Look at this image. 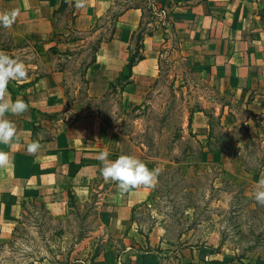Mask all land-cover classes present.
Returning a JSON list of instances; mask_svg holds the SVG:
<instances>
[{
	"label": "rangeland",
	"instance_id": "rangeland-1",
	"mask_svg": "<svg viewBox=\"0 0 264 264\" xmlns=\"http://www.w3.org/2000/svg\"><path fill=\"white\" fill-rule=\"evenodd\" d=\"M117 1L141 8L132 35L139 31L140 23L149 31L170 35L162 26L166 19L156 10L162 6L172 12L174 5H188L185 1ZM248 3L258 5L264 0ZM77 4L62 5L56 21L60 36L68 33L82 39L87 32L71 30ZM177 32L181 46L169 42L156 53L155 84L138 103L143 101L144 107L133 110L136 103L122 116L111 95L92 106L101 111L108 135L122 130L141 149L143 158L159 170L150 198L135 210L131 225L145 234L153 229L163 231L164 251H171L162 256L163 264H179L177 253L182 247L200 249L202 258L207 256L210 263L219 261L213 264H264V206L254 199L260 181H264V110L253 111L249 100L237 99L231 89H216L214 72L222 70L224 59L220 66L213 59L201 61L195 57L197 48L189 27H180ZM93 37L82 39L80 47L68 52L70 57L58 62L65 71L63 85L71 117L83 111V70L93 54ZM39 41L19 38L0 25V53L20 59L27 70L39 61ZM133 43L131 40L128 47L131 52L135 51ZM54 54L56 51L50 50L45 58H54ZM205 65L210 69L204 70ZM259 92L252 98L264 96V89ZM196 107L204 109L209 119L210 141L204 148L187 126L190 110ZM206 149L209 154L204 155ZM102 167L100 161V175L91 187L89 201L78 204L72 197L61 218L48 216L40 201L29 200L12 238L0 242V264H34L43 259L66 264L103 250L109 241H105L106 231L100 230L99 200L115 182L104 179Z\"/></svg>",
	"mask_w": 264,
	"mask_h": 264
},
{
	"label": "crops",
	"instance_id": "crops-1",
	"mask_svg": "<svg viewBox=\"0 0 264 264\" xmlns=\"http://www.w3.org/2000/svg\"><path fill=\"white\" fill-rule=\"evenodd\" d=\"M166 1L168 4L175 1L188 4L174 5L172 12L164 8L172 21L174 18L177 30L189 27L197 48L195 57L201 61L216 60L218 66L224 59L222 70L214 72L216 89H231L237 99L249 100L253 111L258 112L261 107L264 110V96L252 98L264 89V3L245 4L247 0ZM70 2L79 0H0V15L19 9L20 14L8 27L14 35L27 40L35 38L42 44L39 61L27 70L26 78L17 80L19 84L27 85L16 94L15 100L22 98L29 105L28 111L20 115L6 113L3 117L14 123L16 135L11 141L0 143V151L7 152L10 157L9 163L0 167V242L12 238L23 215L24 201H40L52 218L66 214L72 197L78 204L88 202L91 187L100 175L98 154L103 151L109 153V160L120 155H133L149 169H154L129 136L119 132L108 135L102 122L87 113L84 99L83 111L71 117L69 98L63 85L65 71L58 62L70 57L68 52L80 47L83 40L68 33L60 36L56 30L57 15L62 11V5ZM83 2L85 6L78 8L70 23L74 33L90 31L100 17L118 4L117 0ZM141 15V8L132 5L119 17L112 40L97 49L95 61L85 70L87 98L102 96L120 79L121 69L127 61L131 29L139 24ZM178 17L182 21H178ZM184 18H187L186 22H183ZM158 32L154 30L143 39L144 58L134 65L132 80L124 88L121 101L124 112L138 104L155 82L156 53L165 46L163 34ZM50 50L56 51L55 57L46 59ZM203 69L210 67L205 65ZM0 100L14 101V98L7 90ZM190 129L194 138L206 147L210 141L209 119L203 111L192 114ZM33 140H39L41 144L34 154L27 151V145ZM205 152L204 155L209 154L207 149ZM219 152L225 153L221 149ZM154 187L141 185L122 192L118 184L113 183L99 200L100 230L106 231L108 245L88 259H76L66 264H163L164 253H171L164 251L163 231L153 229L145 234L131 225L135 210L148 201ZM200 252L195 247H182L177 253L180 257L177 261L179 264H211ZM34 264L60 263L43 259Z\"/></svg>",
	"mask_w": 264,
	"mask_h": 264
},
{
	"label": "clouds",
	"instance_id": "clouds-1",
	"mask_svg": "<svg viewBox=\"0 0 264 264\" xmlns=\"http://www.w3.org/2000/svg\"><path fill=\"white\" fill-rule=\"evenodd\" d=\"M77 6L84 7L83 0H79ZM19 14V9H13L0 15V25L10 27ZM26 76L27 69L23 61L0 53V98L7 93L11 81L24 79ZM28 108L29 105L22 98L14 101L0 100V143H7L16 135L14 123L4 119L5 114L20 115L28 111ZM40 147V141L33 140L27 145V151L34 154ZM108 156L107 151L98 154V159L103 165L102 175L106 181L116 182L122 192L141 185L149 188L155 186L159 175L158 169H149L145 162L133 155H120L115 160H109ZM9 161V154L0 151V167L7 165ZM254 199L264 206V181H260V187L255 192Z\"/></svg>",
	"mask_w": 264,
	"mask_h": 264
},
{
	"label": "trees",
	"instance_id": "trees-1",
	"mask_svg": "<svg viewBox=\"0 0 264 264\" xmlns=\"http://www.w3.org/2000/svg\"><path fill=\"white\" fill-rule=\"evenodd\" d=\"M130 8H132V5H130V4L118 3L114 8H110L108 10V13L105 16L100 17L98 19L96 25L90 31L83 34L84 36H82V39H86L89 36L94 35V37H93L94 38V40H93V42H94L93 54L89 58V62L86 63L84 70H83L82 83L85 86L84 87L85 90H86V85H87V81H86L85 76H84L86 68L95 61V53H96L97 49L102 44L107 43V42L112 40L114 32L116 30V26H117V22L119 20V17L126 10H128ZM155 13L163 16L166 19V21L162 23V26H164V31H166V32L168 31L170 35H168L167 33H164L163 37H164L165 44L172 42V43H174V45L178 46V48H179L181 46V39L178 35L176 26H175L174 22L171 20L166 9L162 6L158 7V9L156 10ZM165 23H166V25H168V27L165 26ZM142 25L143 24L140 23L139 31L132 35L131 40H132V42H134L133 44H134L135 51L131 52V49L128 48L130 51L129 52L130 54H129V57L127 58L126 63L123 65V67L121 69L120 79L113 82L110 85L108 92H106L105 94H103L100 97L87 98L86 91H85L84 106H86L87 113L90 115L96 116L102 122V125L104 126L105 129H107V128L105 127V122L103 121L104 117L102 116V113L100 110H98V109L94 110V108H92V106H94L93 102L100 101V100L104 99L105 97L111 95L113 98H116V100H117L116 102L118 104V107L120 108L119 114L123 116V111L121 109V101H122L124 88L132 80V73H133L134 65L138 61H140L144 58V56L142 54V49L144 46L143 45L144 37L146 35H152L153 34V31H149L148 29H146ZM39 76H41V74ZM154 84H155V82H154ZM26 85L27 84H19L17 82V80L11 81L9 83L8 91L12 94L14 100H15L16 94H18L21 91V89L25 88ZM144 106H145L144 102L142 101L140 104L136 105L133 108V110H139L141 107H144ZM195 111H203L204 112V109H202L201 107H196L193 111L190 110L189 116L187 117V126L189 129H190L191 116ZM118 119L122 120V117L118 116ZM119 133L124 134V132L122 130H120ZM195 141L200 147L203 148L201 143H199L196 139H195ZM27 202L28 201H24L23 208ZM42 205H43V203H42ZM211 263L212 264L213 263H219V261L213 260V261H211Z\"/></svg>",
	"mask_w": 264,
	"mask_h": 264
}]
</instances>
